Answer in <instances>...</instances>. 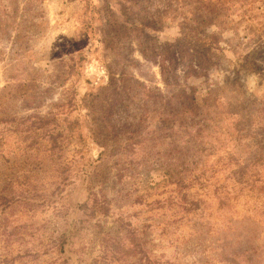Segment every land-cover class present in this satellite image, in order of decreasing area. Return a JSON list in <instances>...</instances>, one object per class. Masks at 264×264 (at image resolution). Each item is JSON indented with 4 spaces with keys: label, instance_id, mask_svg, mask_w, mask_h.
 <instances>
[{
    "label": "rangeland",
    "instance_id": "1",
    "mask_svg": "<svg viewBox=\"0 0 264 264\" xmlns=\"http://www.w3.org/2000/svg\"><path fill=\"white\" fill-rule=\"evenodd\" d=\"M0 264H264V0H0Z\"/></svg>",
    "mask_w": 264,
    "mask_h": 264
},
{
    "label": "trees",
    "instance_id": "2",
    "mask_svg": "<svg viewBox=\"0 0 264 264\" xmlns=\"http://www.w3.org/2000/svg\"><path fill=\"white\" fill-rule=\"evenodd\" d=\"M139 1H137L136 3L138 4ZM140 14V12H139ZM138 14V18H135L137 21H140L141 24H143L145 27H154V24H157L156 20H147L144 16H141ZM140 17V18H139ZM156 27V26H155ZM144 33V32H143ZM218 37L217 34L215 33H210V34H206L205 37H199V44H197V49H201L195 51L196 53H192L191 55H187L190 52V47H186V44L183 43V39L182 38H177L175 43L176 44H171L170 46L174 47V50H176V52H178L180 59L182 60V62H185L186 65V69L188 74H199V73H204V75H207V69L209 68L208 63L210 62V60L208 57V53L212 52L213 50H224L223 47L220 45V42L218 41ZM146 49V48H144ZM144 51V50H143ZM146 54V50L144 52ZM202 55L204 56L203 59L200 63V59L196 56V55ZM184 55H187L188 57L184 59ZM197 58V59H196ZM169 63L168 60H163L161 59V66L163 69H165V63ZM171 65H174L175 60H171ZM198 62V63H196ZM170 65V64H169ZM56 114H55V118H56ZM40 119H43L41 116H38ZM52 117H48L47 119L53 118ZM50 137L52 138V148L56 149V147L59 146V140L57 135L52 132H50Z\"/></svg>",
    "mask_w": 264,
    "mask_h": 264
}]
</instances>
